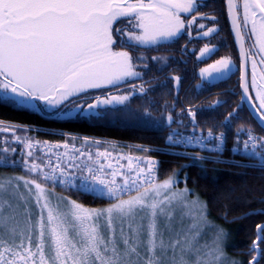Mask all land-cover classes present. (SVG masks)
Listing matches in <instances>:
<instances>
[{
	"label": "snow or ice",
	"instance_id": "6c2138e0",
	"mask_svg": "<svg viewBox=\"0 0 264 264\" xmlns=\"http://www.w3.org/2000/svg\"><path fill=\"white\" fill-rule=\"evenodd\" d=\"M227 5L234 30L241 38L236 11L239 5L235 0H227ZM198 7V0H147L146 3L145 0H0V89L4 90L6 98L20 103L40 100L48 105H56L85 89L114 86L128 77L138 78L141 73L135 71L131 53L113 50L116 43L114 24L121 18L133 17L137 22L135 27L141 31L139 34L127 32L125 42L130 47L155 44L172 40L186 26L195 23L197 16H192L186 22L181 13H191ZM243 10V26L246 27L251 21V34L256 36L259 52L264 53V0H243ZM211 19L216 18L213 16ZM215 31V28H209L203 35L208 36ZM115 32L123 30L116 28ZM213 51L214 48L205 45L201 49V56ZM241 56L247 59L248 54L241 49ZM151 59L158 61L164 58L153 56ZM260 63L264 64V57ZM230 66V58L222 57L201 69V75L207 73L211 77L213 73L226 72ZM252 68V86L257 87L255 60ZM261 78L264 79V73H261ZM172 79L178 85L181 78L175 76ZM242 80V87L247 93L249 85L244 77ZM136 87L133 85V88ZM145 91V86L139 85V92ZM9 92L13 95L9 96ZM129 95L97 98V104H122L129 99ZM257 96L260 100L259 111L264 109V87L258 90ZM219 103L215 101L213 106ZM187 112L194 123L196 113L190 108ZM232 115L229 113L228 118ZM168 120L172 121L171 115ZM260 122L264 126V113ZM13 127L7 125L3 130ZM208 135L212 136L211 130ZM247 136L243 147L247 153L255 156L258 147L264 148V137H256L250 129ZM223 137L221 133L217 139L222 141ZM27 147L32 148V144L28 143ZM53 147L59 148L61 145H51L49 151ZM63 147L67 150L69 145L65 142ZM72 150L79 155H70L65 151L56 154L55 163L49 159L42 167L34 161L25 160L24 166L30 173L40 174L44 181L69 185L75 181V173L71 170L77 169L82 174L78 186L116 202L106 208L89 209L70 198L58 197V202L53 205L47 188L37 180L14 177L16 181L23 182L29 194L33 186L36 190L38 215L33 219L28 207L20 211L19 205L14 206L4 198L8 186H11V194H19V198L27 204V198L19 193V183L13 185L12 179L0 182V264H140L141 260L143 264H162L157 252L166 254L169 250L173 252L171 264H211L199 254L195 260L186 256V253L198 252L194 250L193 242L199 233L165 241L159 217L171 219L172 214L166 211L167 205L173 201L183 203L189 209L188 215L194 219L196 216L203 217L204 206L198 200L187 201V189L163 195L171 189L174 180L169 177L155 183L151 178L155 161L149 162L147 178L141 169L135 177L125 176L122 183H117L115 177L121 174L119 169L100 160L101 157L105 160L109 158L107 151L97 150L94 159L90 151L85 152L75 145ZM28 156H32L31 151ZM260 156L261 167H264V153H260ZM127 159L131 169V162L139 158L129 156ZM106 168L112 171L108 173ZM106 175L112 178L105 179ZM58 177L67 179L58 180ZM140 180H143V184L138 182ZM141 188L144 190L141 191ZM132 191L136 194L122 198ZM61 202L67 204L66 210H61ZM101 218L103 224L100 223ZM145 219L147 224L144 223ZM165 228L170 229V225H165ZM257 229V239L252 247L254 251L258 250L259 242L264 241L261 234L264 233V225H257ZM222 235L217 234L214 246L205 253L215 264L223 259L219 243ZM143 236H146V240L142 239ZM142 246L144 255L140 252ZM177 249L180 250L179 259L176 257ZM256 261L257 257L254 256L250 264H256Z\"/></svg>",
	"mask_w": 264,
	"mask_h": 264
},
{
	"label": "trees",
	"instance_id": "16d2710c",
	"mask_svg": "<svg viewBox=\"0 0 264 264\" xmlns=\"http://www.w3.org/2000/svg\"><path fill=\"white\" fill-rule=\"evenodd\" d=\"M182 39L183 36L150 49V53L164 59L149 61L144 70V79H149L147 91L124 105L103 108L95 114L62 115L29 107L0 94V119L36 127L31 131L42 139L56 140L64 136L62 133L71 132L119 141L118 148L138 144L141 153L158 160L155 183L175 174L179 184L204 198L209 215L229 229L228 252L240 256L243 264H250L254 256L256 264H264V241L259 242L258 250H252L257 225H264V167L254 156L232 151V145L240 143L249 129L264 133V128L241 101L240 93L228 90L233 79L224 77L199 84L194 62L189 66L183 64L186 55ZM118 45L129 48L124 42ZM175 76L181 78L178 85L172 79ZM215 101L220 103L213 106ZM189 108L196 113L194 123L188 115ZM229 113H233L230 119ZM209 130L224 134L226 144L222 150L194 146L183 153L182 147L172 142L177 133L202 135ZM3 152L0 151V174L27 173L15 154ZM40 180L86 206L98 207L114 201L80 187L65 188Z\"/></svg>",
	"mask_w": 264,
	"mask_h": 264
},
{
	"label": "rangeland",
	"instance_id": "374dc122",
	"mask_svg": "<svg viewBox=\"0 0 264 264\" xmlns=\"http://www.w3.org/2000/svg\"><path fill=\"white\" fill-rule=\"evenodd\" d=\"M133 2H135V0H133ZM146 2H147V0H145V3ZM120 20L117 22H120ZM136 23H137L136 20L133 23H130L132 25L131 29L125 28L123 25H121L119 27L120 29H122L124 31V34L119 35L117 37L118 39L114 35L116 43L113 45V50L114 51H121V50L129 51L131 53V55L133 56V63L135 65V71L138 72V70H137V57H139V54H137L136 52H143L144 57H146L145 52L141 49L142 47L157 45L160 43H166V42L174 40L176 37L173 38L172 40L161 41V42H157L155 44H144V45H140V46H135L134 50H131V49L125 48V47L121 48L118 45V42L126 43L125 41L127 40V36H126L127 32H136L137 34H139V32L141 31L140 29H137L135 27ZM115 24H114V26H115ZM185 29H186V27H185ZM185 29H183L181 31V33H183L185 31ZM262 57H264V53L249 56L250 67H251L250 87H251L252 93L254 95V100L258 105V108L260 105V100L258 99L257 92L261 87H264V79L261 78V73H264V64L260 63V60ZM253 60L256 61L255 72H256V85H257V87L252 86V75H253L252 63H253ZM133 79H135V77H128L123 82H120L114 86H102L100 88L85 89L81 92L74 93L73 95L68 97V99H66V100H64V101H62L56 105H48L44 101H40V100H29V101L21 103V104L27 105V106L35 108V109H39V110L47 112V113H59L62 115H76V114H84V113L86 114V113H93V112L97 113L98 111H100V109L120 106V105H124V104L130 102V100L133 96V94H132L133 91H130V90L128 91L126 89H122V87H120V86L124 85L125 83H127ZM3 91H4L3 89H0V94L2 96H4ZM124 94H130V95H129V99L122 104L121 103H115V102L111 105L97 104V98L105 99V98H108L112 95H124ZM8 95L12 96L13 94L9 92ZM16 101L18 102V100H16ZM93 101H94V103L91 104ZM94 104H95L94 107H92V108L88 107L89 105H94ZM261 111L264 113V109H262ZM0 122H2V125H0V151L3 150L4 154L5 153H7L9 155L15 154L19 158V160L22 161L24 168H25V166H24L25 160H28L30 162L34 161L43 167L49 159H51L52 162L55 163V161L57 159V157H56L57 153L63 154L65 151H68V153L70 155H74V156L79 155V153L73 152V150H72V146L75 145L76 148L81 149L85 152L90 151L93 154L94 159H96L95 153L97 152V150H99L101 152L107 151L110 154L109 158L107 160H105L103 157H101L100 160H101V162H104L105 164H112L114 169H116V168L119 169L121 174L117 175L115 177V180L117 181V183H122L123 182L122 180L125 176L135 177L136 173L139 172L141 169L144 170L143 175H144V177L147 178L150 161H155V163L152 165L153 176L151 178L153 180L155 178L154 175L158 169V160L154 157H151L149 155L141 153L139 151V148L134 149V151L136 152V154L134 155V152L129 150V149H124L122 147L118 148L117 145L110 144V143H114V142H112V140L95 138V139L99 140L98 141L99 143H96L97 140H92L94 138V136H91V138L92 137L93 138L92 139L88 138L86 141L85 137H90V136L81 135V136H85V137H80L77 135H71L72 133H68V132L62 133L64 136L62 138H58L56 140L55 139H42V138L36 137L32 133L31 130L33 128H36V127L24 125V124L17 123V122L5 121V120H2ZM7 125H13L14 127L12 129L7 130V131L3 130V128L6 127ZM16 137H19L20 139L17 140ZM108 139H110V138H108ZM65 142L69 145V148L67 150L64 149V147H63V144ZM28 143L32 144V148L27 147ZM56 144H60L61 147H59V148L53 147L51 149V151H49V146L56 145ZM202 146H203V144H202ZM214 147L220 148V145L216 144V145H214ZM29 151L32 152V156H30V157L28 156ZM129 156L134 157V158L139 157L138 160L134 159L131 162V165H132L131 169H129V160L127 159V157H129ZM121 157H124V158L122 159ZM83 159L84 158L82 157L81 160H83ZM25 170H26L25 172H27V173H22V172L21 173H16V172H14V173L5 172L4 173L3 172L0 174V182H6L7 180L12 179L13 185H15L16 183H19V185H20L19 193H22L23 196L25 198H27V204H25V202L19 198V194H17V195L11 194V192H12L11 186H8L9 190H8V192L4 193V198L7 199L14 206L19 205L20 211H23V209L25 207H28L31 210V212L33 213V219H35L36 215H38V208H37V205L35 203L36 190L33 186V191L31 194H29L28 191L25 189L23 182L22 181H19V182L16 181L14 179V177L22 176L26 179L37 180V182L41 183L43 186H45L47 188L48 193L50 194L49 199L51 200L53 205H55L58 202L57 201L58 197L70 198L71 200H74L77 203H79V204H81L84 207L89 208V209L106 208L110 204L116 202L114 200L112 202L106 203L103 206H98V207L86 206V205L80 203L79 201L71 198L70 196L57 191L51 185H48L45 182L41 181L40 179H43V178L40 176V174L30 173L29 171H27L26 168H25ZM45 170H48V169H45ZM71 171L75 173V181H74L73 185H69L67 183H65V184L54 183L51 180H49L47 182H52L54 184H58V185L65 187V188L66 187H80V186H78V184H79V178L82 174L77 169H72ZM105 171L110 173L112 171V169L106 168ZM84 175H86V173H84ZM38 177L40 179H38ZM169 177L173 178L174 184L172 185L171 189H169L168 192H165L163 195H167L170 192H175V191L187 189L188 190L187 201L198 200L200 202V204L204 207H203V217L196 216V218L194 219L193 216L188 215L189 209L187 207H185L183 203L173 201L170 205H167L166 211L170 212L172 214L171 219H168L167 217H164V216L159 217L160 227L162 229H164L165 241L167 242L170 239H178V238H181L185 235H188L189 237H191L193 235H196V233H199V235L196 236V238L193 242V248H194V250H198V252L194 251L193 253H186V256L191 260H195V256L197 254H199L203 259L210 261L211 264H215V262H212L211 257L205 256V253H207V251L214 246V239L217 236V234L223 233L222 238L219 242L220 248L223 252V259L221 261H219V264H233V262H235V264H243V259L240 256L232 255L228 252L227 243H228V240L230 237L229 236L230 231L224 224L217 222L216 220H214L209 215L208 206H207V203L204 200V198H202L198 192L186 187V185L179 184L180 179L175 174H172ZM169 177L162 179V180L158 181L157 183H161L164 180L168 179ZM104 178L105 179H111L112 177L106 175ZM59 179H67V178L58 177V180ZM156 180H157V174H156ZM138 182L143 184V180H140ZM146 187H147V185H146ZM80 188L84 189L83 187H80ZM140 190L143 191L144 189L141 188ZM88 192H90V191H88ZM132 192L133 193L129 192L128 194L129 195H135L136 194L135 191H132ZM128 194H126L127 196L125 195L122 198L127 199L129 196ZM163 195L160 197L161 199L163 198ZM66 208H67V204L64 202H61V210H66ZM5 211L6 212L8 211L7 206H5ZM46 215H47V213L45 212V217H46ZM141 215H143V213H141ZM100 223L103 224V218H101ZM144 223L147 224V219H145ZM194 224L196 225L195 227H193ZM165 225H170V229L165 228ZM105 234H107L106 230H105ZM142 239L146 240V236H143ZM140 252L142 255L145 254L143 246L140 248ZM157 255L161 257L162 264H171V258L173 256V252L171 250H169L166 254H162L158 251ZM179 255H180V250L177 249V251H176L177 259H179ZM140 264H143V260L140 261Z\"/></svg>",
	"mask_w": 264,
	"mask_h": 264
},
{
	"label": "flooded vegetation",
	"instance_id": "af4514ba",
	"mask_svg": "<svg viewBox=\"0 0 264 264\" xmlns=\"http://www.w3.org/2000/svg\"><path fill=\"white\" fill-rule=\"evenodd\" d=\"M198 2L199 7L193 12L181 13L182 18L186 22L190 20L192 16L198 17L195 23H193L190 27L186 26L185 31L175 38L177 39L183 36V43L181 46L183 47V53L186 55L185 61L183 60V64L188 65L190 62H194L198 75L200 76L199 84H201L202 82L203 84H205V80L213 82L224 77H230L234 80V82L232 83L231 87L228 88V90L232 91L235 94H238L239 92L241 101L245 103L242 88L243 69L240 58L241 49L237 41L236 31L234 30L232 19L229 15L227 0H198ZM235 2L239 5V7L237 8V14L239 17V23L241 25V33L244 40L245 52L248 54L246 74V81L249 85L248 92L258 109V105L254 100V95L250 87L251 67L249 56L261 54V52H259V45L256 44V36L251 34V21L248 22V25L246 27L243 26V0H235ZM213 16L216 18L215 20L211 19V17ZM134 21L135 20L133 17H125L120 20V24L118 26L120 27L121 25H123L125 28L131 29L132 25L130 23H133ZM117 23L115 24V26L117 25ZM201 24L204 25L203 28L200 27ZM115 26L114 35H116V33H119V35H123L124 31L115 32V29L118 28V26ZM209 28H215L217 31L209 34L208 36H204L203 33L206 32ZM157 45L145 46L141 48L145 52L146 57H144L143 52H136L137 54H139V57H144V59H137V70L139 73H141V76L138 78L135 77V79L120 86L122 87V89L133 91L132 98L138 94H142L141 92H139V85L143 84L145 88L149 86V79H144V70L150 65L149 61L152 60V55L158 57V54L149 52L151 48ZM205 45H207L209 48H214V51L201 56V49L204 48ZM128 47L129 49L134 48L130 47L129 45ZM178 51L180 50L178 49ZM222 57H229L231 60V66L226 72L213 73L211 77H209L207 73H205L203 76L201 75V69L207 68L209 65L214 64ZM0 79H2V77H0ZM230 84L231 83H229V85ZM133 85H136L137 87L133 88ZM93 103L94 101L91 104ZM259 111L261 114L263 113L261 110Z\"/></svg>",
	"mask_w": 264,
	"mask_h": 264
},
{
	"label": "built area",
	"instance_id": "2783aa9c",
	"mask_svg": "<svg viewBox=\"0 0 264 264\" xmlns=\"http://www.w3.org/2000/svg\"><path fill=\"white\" fill-rule=\"evenodd\" d=\"M0 121H2V120L0 119ZM5 121H8V120H5ZM68 133H70V132H68ZM172 134H175V133H172ZM177 134H176L177 136L175 137V140H173L172 142L174 144L178 145L179 147H182V149H183L182 152L183 153H186V151H187V149L189 147H194V146L209 147L211 145L210 147L215 148L214 145H216V144H219L220 148L218 147V148H215V149L222 150L225 147V144H226L225 136L223 137V140L221 141V140L217 139V137L219 135L213 134V133H212L211 137L208 135V133H205V134H202V135H196V134H194L192 132L183 133V134L177 133ZM252 134L255 135L256 137H264V134L259 133V132H252ZM71 135H77V134L72 133ZM77 136H79V135H77ZM85 138L92 139L93 137L92 138L91 137H85ZM95 138H97V137H94L92 140L99 141L98 139H95ZM247 139H248V136H247V133H246V136L244 137V139L240 143H235L234 145H232V151L234 153H246V154L250 155L249 153H247L245 151V149L243 147V142L245 140H247ZM214 141H216V142L214 143ZM202 144H203V146H202ZM256 152H257V155H255L254 157L259 159V160H261L260 153H264V148L258 147L256 149ZM137 158H139V157H137ZM156 174H157V171H156V173L154 175L155 176L154 182L156 181Z\"/></svg>",
	"mask_w": 264,
	"mask_h": 264
},
{
	"label": "water",
	"instance_id": "95a60500",
	"mask_svg": "<svg viewBox=\"0 0 264 264\" xmlns=\"http://www.w3.org/2000/svg\"><path fill=\"white\" fill-rule=\"evenodd\" d=\"M232 22H233V19H232ZM238 23H239V20H238ZM239 31H240V37L242 39L241 38H238L237 37V33H236L237 41H238V44H239L240 49H243V51L245 52L244 40H243V36H242V33H241V27H240ZM240 58H241V64H242V69H243L242 70V75H243L242 77H244V79H246V74H247V59H245L244 57H242L241 56V53H240ZM242 82L244 83V80H242ZM243 95H244L245 103H246L248 109L250 110L252 116L260 124V126L264 128V126H262L261 125V122H260V117H261L262 114L260 113V111H258L256 105L254 104L253 100L251 99V97L249 95V92L245 93L244 92V89H243Z\"/></svg>",
	"mask_w": 264,
	"mask_h": 264
},
{
	"label": "bare ground",
	"instance_id": "6f19581e",
	"mask_svg": "<svg viewBox=\"0 0 264 264\" xmlns=\"http://www.w3.org/2000/svg\"><path fill=\"white\" fill-rule=\"evenodd\" d=\"M227 131V130H226Z\"/></svg>",
	"mask_w": 264,
	"mask_h": 264
}]
</instances>
